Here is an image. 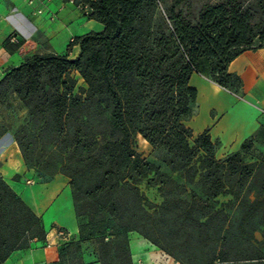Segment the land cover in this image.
<instances>
[{
  "label": "trees",
  "instance_id": "obj_1",
  "mask_svg": "<svg viewBox=\"0 0 264 264\" xmlns=\"http://www.w3.org/2000/svg\"><path fill=\"white\" fill-rule=\"evenodd\" d=\"M87 2L88 16L104 28L70 42L69 49L80 46L76 57L34 53L0 78V102L13 93L28 108L29 122L15 133L25 164L71 177L78 236L93 238L100 264H134L132 230L175 257L185 230L187 242L206 251L200 259L177 258L186 264H264V151L257 153L251 136L240 150L218 157L219 140L188 124L198 109L194 72L242 94L243 80L229 64L264 47V0H218L196 10L190 0ZM75 72L86 86L77 87ZM99 113L100 129L98 122L84 133L85 117ZM137 135L195 185L189 199L185 183L137 151ZM86 168L97 172L88 194L80 179ZM151 173L165 195L154 212L139 188ZM223 194L232 198L217 206ZM160 209H173L179 220L167 233L158 223ZM46 236L42 216L0 176V262L31 240L46 244Z\"/></svg>",
  "mask_w": 264,
  "mask_h": 264
},
{
  "label": "crops",
  "instance_id": "obj_2",
  "mask_svg": "<svg viewBox=\"0 0 264 264\" xmlns=\"http://www.w3.org/2000/svg\"><path fill=\"white\" fill-rule=\"evenodd\" d=\"M89 12V7L81 8L68 0H0V78L34 53L68 52L76 57L80 46L74 44L69 49L70 42L78 35L104 28L102 22L88 16ZM15 35L18 41L12 40ZM229 71L241 76L242 94L197 72L191 76L198 89V109L188 124L195 134L209 129L211 138L220 142L218 157L240 150L251 136L256 137V146L264 145V47L243 51L229 64ZM1 156L0 174L42 216L47 236L46 244L14 250L0 264H64L60 245L77 239L79 232L66 177L56 174L49 181L30 183L35 171L25 166L13 140L0 148ZM130 246L134 264H181L140 235L130 236Z\"/></svg>",
  "mask_w": 264,
  "mask_h": 264
},
{
  "label": "rangeland",
  "instance_id": "obj_3",
  "mask_svg": "<svg viewBox=\"0 0 264 264\" xmlns=\"http://www.w3.org/2000/svg\"><path fill=\"white\" fill-rule=\"evenodd\" d=\"M218 0H190L192 6L196 9L204 3L208 2H216ZM165 5H160V8H164ZM76 79H77V87L79 86H86V83L84 79L80 76L79 73H74ZM85 119H88L90 122L88 123L89 126L84 130V133H87L89 131V127H91L93 124L96 125L99 122V129H100V122H101V115L99 113V117L96 115L93 118L85 117ZM29 122V113L28 108L22 103V101L18 98L16 94L8 93L4 100L0 102V148L2 146L8 145L12 140L17 143L15 140V133L17 129L25 125ZM33 127V126H32ZM33 131V129L31 130ZM100 137V136H99ZM43 141V139H40V141ZM264 144V142H263ZM18 145V143H17ZM134 146L136 147L137 151L142 154L143 157L147 158L148 160L154 162L156 165H158L163 172H167L169 175L175 178V180L178 183H185L189 189V192L185 193L183 195L184 198L189 199L190 198V190L195 187L193 183L187 182L186 178L182 176L181 172L179 171H173L170 166L165 163L161 158L157 157L155 155V151L153 150L151 144L146 141L141 135H137L135 138ZM18 148L20 150V147L18 145ZM21 151V150H20ZM264 151V145L257 146V153ZM4 156L0 157V165L2 163V158ZM79 154H75L73 158H78ZM102 158V154L99 153V159ZM246 158L248 160L252 159L251 155H246ZM25 163V162H24ZM25 166L29 169H33L35 172V175L33 179H30V183H33L34 180L37 182H46L49 181L52 177H54L56 174H62L66 177L67 180V187L72 193V188L70 185L71 177L64 174V173H56L53 175H49L44 171H38L33 167H28L26 164ZM8 170H12L9 168ZM97 172L94 170H90L86 168L81 172L80 179L82 181V185L84 187V190L87 192L90 191V186L96 177ZM0 176H2L0 174ZM3 177V176H2ZM17 178H21V175H17ZM151 177H153V173L149 177L143 178L139 183V188L141 192L146 197V208L150 212H154L155 210L160 207V205L163 204L165 200V195L163 191L159 188V185L156 184L153 180H151ZM27 179V178H26ZM28 180V179H27ZM160 179L158 178V181ZM29 182V181H28ZM246 190L249 192L254 191V187L252 184H249L246 187ZM73 196V195H72ZM232 196L229 194H223L218 197L219 203L217 206H220L221 202H226L229 199H231ZM234 208L231 209L229 212L233 213ZM164 214V215H163ZM159 217L158 223L162 228L167 231H171V229L178 224V219L175 217L174 210L166 211L160 209V212L157 214ZM181 218V217H180ZM77 221L79 222V219L77 217ZM81 221L87 222V216L83 215L81 217ZM258 221V218L255 220V223ZM109 229V228H108ZM107 229V233L110 232V230ZM157 235L160 236V233H163L161 230L155 232ZM133 234L140 235L141 237H145L143 234H141L138 231H130L129 237ZM198 235V234H197ZM257 235L261 237L260 232H257ZM79 237V236H78ZM77 237V239L72 238L71 240H68L60 245V255H61V262L64 264H79L80 260L84 261H93L95 264H99V255L97 251L96 243L94 242L93 238L87 239V240H81ZM179 244L176 249V254L180 258H184L187 260L189 257H195V259H200L201 256L205 254L206 251H202L200 248H198V244L195 243V248H193L194 245L192 243L187 242V232L185 230L180 231L179 236ZM167 239V238H166ZM197 239V236L195 237L194 241ZM150 240V239H148ZM168 240V239H167ZM151 241V240H150ZM45 242V241H44ZM43 242V243H44ZM42 241L34 239L29 242V247L24 250L32 249L38 245L43 244ZM162 251L167 253L169 256L172 257L175 261L186 264L185 261H180L175 257L174 255L168 253L167 251L163 250L161 247L158 246Z\"/></svg>",
  "mask_w": 264,
  "mask_h": 264
},
{
  "label": "built area",
  "instance_id": "obj_4",
  "mask_svg": "<svg viewBox=\"0 0 264 264\" xmlns=\"http://www.w3.org/2000/svg\"><path fill=\"white\" fill-rule=\"evenodd\" d=\"M70 2L76 3L77 6L81 7V8H86L89 7V4L87 2V0H68ZM12 40L14 41H18V37L15 35L12 37Z\"/></svg>",
  "mask_w": 264,
  "mask_h": 264
}]
</instances>
